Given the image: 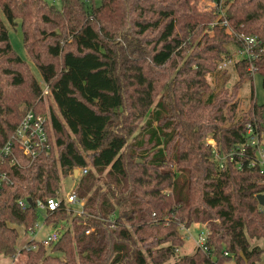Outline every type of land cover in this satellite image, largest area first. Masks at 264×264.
<instances>
[{"label":"trees","instance_id":"trees-1","mask_svg":"<svg viewBox=\"0 0 264 264\" xmlns=\"http://www.w3.org/2000/svg\"><path fill=\"white\" fill-rule=\"evenodd\" d=\"M59 1L0 0V145L21 104L49 115L54 144L49 156L6 166L13 184L0 195V255L17 254L18 228L33 230L62 178L87 167L77 188L86 215L64 203L44 217L55 228L72 217L50 247L71 264H164L184 243L181 226L193 224L205 226V247L173 264H264V247L251 242H264V144L251 140L264 135V103L252 86L250 109L237 117V90L253 77L238 62L230 89L217 69L229 43L251 37L264 78V0L223 2L233 34L211 29L216 16L199 0ZM17 28L43 84L11 45ZM45 85L56 109L44 108ZM104 173L106 193L97 186ZM47 249L24 250L28 264L57 259Z\"/></svg>","mask_w":264,"mask_h":264},{"label":"rangeland","instance_id":"rangeland-1","mask_svg":"<svg viewBox=\"0 0 264 264\" xmlns=\"http://www.w3.org/2000/svg\"><path fill=\"white\" fill-rule=\"evenodd\" d=\"M47 2L55 5L56 7H61L59 0H47ZM198 3H199L198 7L200 10H202V11L205 10L208 12L211 11V13H213L216 16L215 21L211 24V29L214 28V26H219L220 28L225 29V32H227L229 34H233V29L229 23L227 15L225 13L226 11L219 12L217 10L212 9V7H211L212 2L209 0H199ZM224 19L227 20L228 25H224L222 23V21ZM213 33L214 32L212 30L209 31L210 35H213ZM9 34H10L11 45H12L13 49L15 50V52L22 59L26 60L30 64L33 74L35 75V77L37 79H39L42 82L39 70L37 69L35 64L32 61H30V59L28 58V55L26 53V50L24 48L23 34L21 31V28H17V30L11 29L9 31ZM227 49H228V52L230 54V57L226 58L227 55L224 54L223 55V61L218 64L217 69L221 70V71L224 70L225 72H227V74L224 76V79L227 81V87L231 89L238 82L239 72L236 68V64L238 62H241L243 59H241V57L239 55H237L238 48L233 43H229L227 45ZM245 67H246L248 74H250L249 69H248L249 65L245 63ZM215 74H217V72L212 73L208 76L209 83H210V86L212 89L215 88V86L217 85V82H218L217 76ZM250 75L253 77V79L242 81L240 86H239V89L237 90L236 99L239 101V104H240L239 113H238L237 117L241 116L242 113H246L250 109L251 102H252V100H251L252 86L254 89V95H255V99H256L257 104L262 105L264 103V85H263L264 78L261 75L256 74V73H255V75H253V74H250ZM227 76H228V78H227ZM42 84H43V82H42ZM43 104H44L45 110H48L49 108L56 109V105H55V103H54V101L50 95V90L48 89V87L44 88ZM24 105L29 107L27 104H21L18 108L19 115H20V113H22L23 109L26 108V107H23ZM29 109H30V107H29ZM262 136L263 137H260V139H258V140L256 138L252 137L251 140L254 143L264 144V135H262ZM205 142H206V145L211 146L212 150H217L216 141L210 135L205 139ZM97 178H98L97 186H99L102 193H106L107 188L104 184V183H106V181L108 182V179L106 177V173H104L101 176L97 175ZM61 181L62 182H61V190L59 192V195H60L59 198H63L67 207L70 208V210L73 213H76V211L79 210V206L78 205H76V206L68 205L66 203V196L72 190H75V189L77 190L79 183H80V177L78 176L76 178L73 174V175H69V177H67V178H62ZM45 213H46L45 208L41 206L39 208L40 218H39L38 223H37L38 229L36 230L35 238L31 234H29L28 237L26 238V234L24 233L25 230H23L22 227L18 228L19 233H20V238H19L18 244H17L18 248H23L26 245V243L29 242L31 239H36V241H39L41 239L46 238L47 235L52 234L55 231V229H57V228H58L57 231L64 233V231L71 226L72 217L70 218V220L60 224L57 228H55L51 225H46V224H44ZM201 231H203L204 233H207L205 226L202 224H193L189 228H185L184 225H182L181 229H180V233L182 235V240L184 243H183L182 247L176 251L175 257L171 258L170 260H168L164 264H173L176 261H178V260H180L186 256L193 255L196 252V249L198 248L197 238H198V235L200 234ZM251 242H252L253 246L257 245L259 247H264V242L261 239L253 240ZM46 256L57 257V259H55V260L49 259L47 261V264H65L66 262H69V264H71V262L67 259V257L64 254L55 252L50 247H48V249L46 250ZM27 257H28V262H29V256H27ZM261 259L264 262V253L261 256ZM28 262H27V264H28ZM0 264H10V258L0 255ZM226 264H239V263L237 261H235L234 259H232V261H230L229 263H226Z\"/></svg>","mask_w":264,"mask_h":264},{"label":"built area","instance_id":"built-area-1","mask_svg":"<svg viewBox=\"0 0 264 264\" xmlns=\"http://www.w3.org/2000/svg\"><path fill=\"white\" fill-rule=\"evenodd\" d=\"M212 2L211 7L219 12L224 11L222 9L223 2L225 0H209ZM223 14V13H222ZM224 25H228L226 19L222 21ZM242 46L237 47V55L249 65V73L255 75L256 68L252 59L255 57L253 52V46L257 43L256 38L240 37ZM255 59V58H254ZM45 87H47L45 85ZM20 113V121L14 132L8 138V140L0 145V195L8 186L13 184L11 177L9 176L6 166H20L21 158H24L30 162H34L36 159L42 156H49L54 148V144L51 140L48 130V124L50 117L46 113L36 112L34 109H29L27 106ZM249 131L252 132L249 126ZM254 144V142H252ZM261 162L264 166V152H261ZM78 176L81 178L88 173L89 168H79ZM63 198H54L47 201L46 211H56L64 204ZM66 203L71 206H79V210L76 211L78 215L85 216L84 201L80 200L77 196V190H72L66 196ZM22 207H25L24 202L19 203ZM69 209V208H68ZM38 224L33 230H30L28 235L36 236V230ZM55 231L47 235L46 238L36 241L32 239L23 248H18L17 254L10 258V264H27L28 255L26 251H36L40 243H43L47 248L52 244L58 242L63 232ZM88 233V232H87ZM207 234L203 231L200 232L197 238L198 247L204 248Z\"/></svg>","mask_w":264,"mask_h":264},{"label":"water","instance_id":"water-1","mask_svg":"<svg viewBox=\"0 0 264 264\" xmlns=\"http://www.w3.org/2000/svg\"><path fill=\"white\" fill-rule=\"evenodd\" d=\"M78 174H79V170L76 169L74 171V176L77 178ZM257 198H258L259 204L264 207V194L258 195ZM28 202H31V200L29 199Z\"/></svg>","mask_w":264,"mask_h":264},{"label":"crops","instance_id":"crops-1","mask_svg":"<svg viewBox=\"0 0 264 264\" xmlns=\"http://www.w3.org/2000/svg\"><path fill=\"white\" fill-rule=\"evenodd\" d=\"M27 237H28V234L26 235V238H27ZM30 241H32V239H31ZM30 241H29V242H30ZM29 242H27V243H29ZM27 243H26V244H27Z\"/></svg>","mask_w":264,"mask_h":264}]
</instances>
